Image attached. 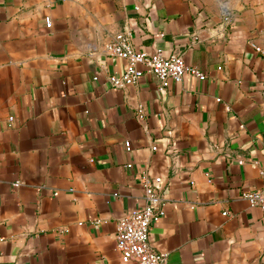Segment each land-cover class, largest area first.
<instances>
[{
  "label": "crops",
  "instance_id": "crops-1",
  "mask_svg": "<svg viewBox=\"0 0 264 264\" xmlns=\"http://www.w3.org/2000/svg\"><path fill=\"white\" fill-rule=\"evenodd\" d=\"M225 5L0 0V264H124L116 221L143 206L140 173L161 179L165 264H264L242 196L264 189V0ZM122 31L205 78L112 88L126 61L103 46Z\"/></svg>",
  "mask_w": 264,
  "mask_h": 264
},
{
  "label": "built area",
  "instance_id": "built-area-1",
  "mask_svg": "<svg viewBox=\"0 0 264 264\" xmlns=\"http://www.w3.org/2000/svg\"><path fill=\"white\" fill-rule=\"evenodd\" d=\"M79 2L80 0H72ZM49 26V20L46 19ZM103 52L115 58L126 61L124 72L119 76L108 77L112 88H124L136 85L139 79L150 74L159 82L160 88L167 82H180L185 74H190L198 80L205 75L185 64L178 54H166L161 49L152 53L137 52L131 44L129 31L113 35L103 46ZM129 149V143H125ZM155 150V148H152ZM139 184L143 191L144 204L142 207L128 211L116 221L115 248L121 262L128 264H165L167 254L155 251L150 245L152 225L164 216V200L162 197L161 179L152 178L147 173H140ZM248 205L258 208L264 217V189L242 193ZM223 215H226L223 213Z\"/></svg>",
  "mask_w": 264,
  "mask_h": 264
},
{
  "label": "rangeland",
  "instance_id": "rangeland-1",
  "mask_svg": "<svg viewBox=\"0 0 264 264\" xmlns=\"http://www.w3.org/2000/svg\"><path fill=\"white\" fill-rule=\"evenodd\" d=\"M215 1H216V3H217L218 5L226 6L225 4H226L227 0H215Z\"/></svg>",
  "mask_w": 264,
  "mask_h": 264
}]
</instances>
